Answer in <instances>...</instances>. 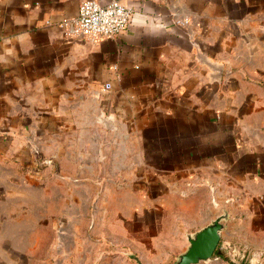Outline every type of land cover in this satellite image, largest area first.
<instances>
[{
  "label": "crops",
  "instance_id": "1",
  "mask_svg": "<svg viewBox=\"0 0 264 264\" xmlns=\"http://www.w3.org/2000/svg\"><path fill=\"white\" fill-rule=\"evenodd\" d=\"M82 1L0 0V138L27 121H103L124 175L147 179L164 211L172 199L195 231L227 214L215 257L264 264V159L242 133L264 0H120L130 25L100 39L60 27Z\"/></svg>",
  "mask_w": 264,
  "mask_h": 264
},
{
  "label": "rangeland",
  "instance_id": "2",
  "mask_svg": "<svg viewBox=\"0 0 264 264\" xmlns=\"http://www.w3.org/2000/svg\"><path fill=\"white\" fill-rule=\"evenodd\" d=\"M245 70L255 82L247 81L242 133L264 159V86L256 83L264 49ZM26 126L0 138V264L176 263L196 230L187 209L180 214L168 199L164 211L163 196L141 188L147 179L124 175L129 163L116 155L125 147L103 121ZM225 262L214 255L199 264Z\"/></svg>",
  "mask_w": 264,
  "mask_h": 264
},
{
  "label": "built area",
  "instance_id": "3",
  "mask_svg": "<svg viewBox=\"0 0 264 264\" xmlns=\"http://www.w3.org/2000/svg\"><path fill=\"white\" fill-rule=\"evenodd\" d=\"M133 15V9L120 0H111L106 4L98 0H83L78 15L61 23L60 27L72 37L100 39L124 31Z\"/></svg>",
  "mask_w": 264,
  "mask_h": 264
},
{
  "label": "water",
  "instance_id": "4",
  "mask_svg": "<svg viewBox=\"0 0 264 264\" xmlns=\"http://www.w3.org/2000/svg\"><path fill=\"white\" fill-rule=\"evenodd\" d=\"M211 67L221 71L219 66L211 65ZM226 218L227 214H223L208 225L188 234L189 246L179 255L175 264H199L211 260L218 249L221 232L224 228L222 221ZM139 264L142 263L139 261Z\"/></svg>",
  "mask_w": 264,
  "mask_h": 264
},
{
  "label": "trees",
  "instance_id": "5",
  "mask_svg": "<svg viewBox=\"0 0 264 264\" xmlns=\"http://www.w3.org/2000/svg\"><path fill=\"white\" fill-rule=\"evenodd\" d=\"M215 255V254H214Z\"/></svg>",
  "mask_w": 264,
  "mask_h": 264
}]
</instances>
